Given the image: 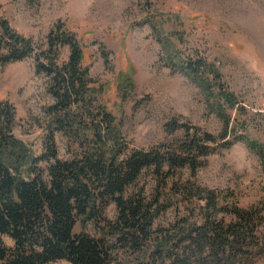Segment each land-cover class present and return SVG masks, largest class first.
Instances as JSON below:
<instances>
[{
    "label": "rangeland",
    "instance_id": "1",
    "mask_svg": "<svg viewBox=\"0 0 264 264\" xmlns=\"http://www.w3.org/2000/svg\"><path fill=\"white\" fill-rule=\"evenodd\" d=\"M0 19L31 38L34 46L27 59L0 64V106L14 109L10 136L24 153L43 154L50 131L62 162L80 158L92 141L88 130L95 104L90 103L85 114L74 108L68 116L74 122L71 128L62 124L64 129L56 130L61 125L52 119L56 102L48 90L50 80L37 73L35 54L45 49L47 35L61 23L78 37L82 67L88 68L99 103L115 119L123 154L174 149L185 136L180 129L170 130L174 124H189L215 138L208 156L197 158L196 169H174L160 180L146 170L127 189L128 195L141 194L157 209L152 236L172 239L178 226H200L206 217L229 222L224 208L236 204L260 213L254 245L242 264H264L262 163L231 137V146H223V124L214 102L187 76L169 68L150 29V24L159 26L160 37L184 60L203 59L218 69L241 108L229 110L232 120L241 124L238 133L264 144V0H0ZM60 50L56 61L65 63L70 50ZM128 70L131 83H122L118 74ZM50 163H38L44 178ZM218 194L222 200L216 210L206 211L201 199ZM103 216L115 221L116 206L110 203ZM78 232L98 235L92 224H77ZM119 257L118 263L133 264L137 254L120 252Z\"/></svg>",
    "mask_w": 264,
    "mask_h": 264
},
{
    "label": "trees",
    "instance_id": "2",
    "mask_svg": "<svg viewBox=\"0 0 264 264\" xmlns=\"http://www.w3.org/2000/svg\"><path fill=\"white\" fill-rule=\"evenodd\" d=\"M150 29L162 48V60L196 84L207 99L214 102V113L223 124L221 141L246 145L264 168V144L245 134L229 110L241 109L233 93L222 83L218 69L203 59L185 60L172 50L160 27ZM31 38L22 37L7 21L0 19V64L14 63L34 54ZM70 50L68 60L58 63L60 49ZM37 73L50 80L49 93L56 104L51 108L56 130L71 128L70 113H89L94 103L88 134L92 141L83 155L71 162L58 161L53 132L45 139V152L28 155L10 136L14 109L0 106V264H68L118 263L120 252L132 251L133 264H242L243 256L254 245L256 222L260 213L247 211L236 204L226 205L230 221L206 217L201 225L183 224L167 235L153 237V223L158 214L151 202L141 194H127L141 173L152 171L166 179L174 169H196L197 158L208 156L215 138L189 124L170 126L180 129L184 140L171 150H153L123 154L119 133L114 131L115 119L95 96L94 82L88 68L82 67V49L77 35L59 23L47 35L45 49L35 54ZM107 62V59L104 60ZM131 71L119 73L123 83H131ZM95 121V123H94ZM63 124V126H62ZM230 137L233 141L230 143ZM87 139V135H86ZM50 161H52L50 163ZM50 163L46 178L38 163ZM221 195H206L202 202L206 211L215 209ZM113 203L115 221L104 218V210ZM213 219V220H212ZM186 222V221H185ZM92 224L97 236L75 233L77 224Z\"/></svg>",
    "mask_w": 264,
    "mask_h": 264
}]
</instances>
